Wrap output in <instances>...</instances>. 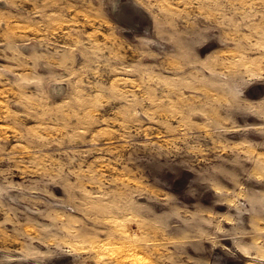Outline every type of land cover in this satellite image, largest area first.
Returning <instances> with one entry per match:
<instances>
[{"label":"rangeland","instance_id":"rangeland-1","mask_svg":"<svg viewBox=\"0 0 264 264\" xmlns=\"http://www.w3.org/2000/svg\"><path fill=\"white\" fill-rule=\"evenodd\" d=\"M130 263L264 264V0H0V264Z\"/></svg>","mask_w":264,"mask_h":264},{"label":"bare ground","instance_id":"bare-ground-1","mask_svg":"<svg viewBox=\"0 0 264 264\" xmlns=\"http://www.w3.org/2000/svg\"><path fill=\"white\" fill-rule=\"evenodd\" d=\"M102 244H103V243H102ZM102 244H101L99 247H101ZM107 244H108V243H106V244L104 243L105 247L108 246ZM110 244H111V243H110ZM111 245H112V244H111ZM97 247H98V246H97ZM109 247H110V246H109ZM127 249H128V248H127ZM99 250H100V249H99ZM101 250H102V247H101ZM104 250H106V249H104ZM132 250H134V249H132ZM97 251H98V250H97ZM102 251H103V250H102ZM111 251H112V250H110V253H113V252H111ZM121 251H124V250H121ZM129 251H130V250H129ZM100 252H101V251H100ZM104 252H105V251H104ZM108 252H109V251H108ZM132 252H133V251H132ZM101 253H102V252H101ZM106 253H107V251H106ZM125 253H127V252H125ZM121 254H122V253H121ZM135 254L137 255L136 252H135ZM125 256H126V255H125ZM137 257H138V255H137ZM137 257H133V259L138 260V259H136ZM125 258H126V257H125ZM128 258H129V257H128ZM130 258H131V257H130ZM138 258H139V257H138ZM131 260H132V259H131ZM135 260H134V261H135ZM132 261H133V260H132ZM132 261H130V262H132ZM134 261H133V262H134ZM126 262H127V260H126ZM135 262H136V261H135ZM128 263H129V262H128ZM130 264H131V263H130Z\"/></svg>","mask_w":264,"mask_h":264}]
</instances>
